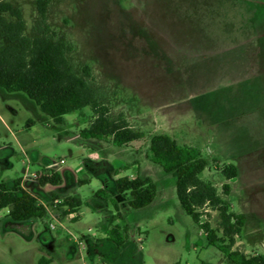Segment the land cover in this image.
<instances>
[{
    "label": "rangeland",
    "instance_id": "obj_1",
    "mask_svg": "<svg viewBox=\"0 0 264 264\" xmlns=\"http://www.w3.org/2000/svg\"><path fill=\"white\" fill-rule=\"evenodd\" d=\"M36 1L0 0L21 11L28 37L44 32ZM46 24L54 41L71 48L66 57L75 74L88 71L109 115H123L145 138L123 147L83 139L94 119L89 108L55 124L24 95L0 90V181L23 179L31 191L27 178L64 161L62 184L34 193L46 218L6 225L7 210L0 211V264H233L208 245L180 209L174 179L150 161L157 134L199 148L209 162L200 179L232 212L263 224L235 237L232 250L264 256V0H52ZM228 164L239 171L230 181L219 172ZM137 174L157 186L146 208L127 209L112 188L116 207L94 197L105 180ZM223 184L231 187L227 197ZM68 196L81 200L79 216L65 214ZM200 213L222 237L218 213ZM114 225L127 227L132 245L117 260L107 253L113 243L102 240Z\"/></svg>",
    "mask_w": 264,
    "mask_h": 264
},
{
    "label": "trees",
    "instance_id": "obj_2",
    "mask_svg": "<svg viewBox=\"0 0 264 264\" xmlns=\"http://www.w3.org/2000/svg\"><path fill=\"white\" fill-rule=\"evenodd\" d=\"M51 2L52 0L36 1V11L44 32L35 37L25 35V24L18 8L9 4L0 5V41L6 42L0 48V90L8 94L24 95L55 124H62L65 115L89 108L94 119L88 128L81 131L83 139H111L115 147L142 141L144 133L133 131L123 115L115 118L109 115L108 109L100 103L97 91L87 80L88 71L84 70V76H78L73 71L66 57L71 48L64 42L54 41L46 24ZM4 14L12 18V21ZM32 124L29 121V125ZM149 151L150 161L174 179L180 209L198 225L209 246L218 249L233 264H264L262 255L247 257L232 250L235 237L259 230L263 224L254 214L232 212L218 189L211 182L200 179V175L209 167V162L203 158L199 148L179 145L170 136L157 134L149 140ZM219 170L227 181L238 177V168L233 164L225 165ZM118 174L116 171L115 175ZM62 180L59 172L42 175L33 181L35 185H28L32 188L31 191L21 187L22 179L10 183L0 181V211L7 210L9 221L6 225H27L32 220L46 218V208L34 193L46 185L60 186ZM78 182L83 184L86 181ZM104 184V189L98 190L94 197L116 207L112 195L108 193L112 188L113 194L126 198L125 207L131 211L146 208L157 196L154 181L141 174L134 178L119 177L112 183L107 179ZM230 191L228 184L222 185L223 196H229ZM81 206V200L75 196L63 199L62 207L66 208V215L76 214ZM205 208L218 213L222 237L216 235L209 223L200 221V210ZM102 240L113 243V247L106 248L114 260H117L118 255L121 258L128 256L132 250L125 226H112ZM40 263L47 264L43 259Z\"/></svg>",
    "mask_w": 264,
    "mask_h": 264
},
{
    "label": "built area",
    "instance_id": "obj_3",
    "mask_svg": "<svg viewBox=\"0 0 264 264\" xmlns=\"http://www.w3.org/2000/svg\"><path fill=\"white\" fill-rule=\"evenodd\" d=\"M64 164L63 160H59L57 162H51L49 165H47L43 171L39 172V173H35L34 175H32L31 177L27 178L29 180L35 181L38 178H40L42 175H51L54 172H60V168L61 166ZM73 217V216H72Z\"/></svg>",
    "mask_w": 264,
    "mask_h": 264
},
{
    "label": "crops",
    "instance_id": "obj_4",
    "mask_svg": "<svg viewBox=\"0 0 264 264\" xmlns=\"http://www.w3.org/2000/svg\"><path fill=\"white\" fill-rule=\"evenodd\" d=\"M135 176H131V178H134ZM21 187L22 188H24V189H26V185H25V183H24V180L22 179V181H21ZM76 215H78L77 213L76 214H69V216H76ZM79 216V215H78ZM263 256V255H262Z\"/></svg>",
    "mask_w": 264,
    "mask_h": 264
}]
</instances>
